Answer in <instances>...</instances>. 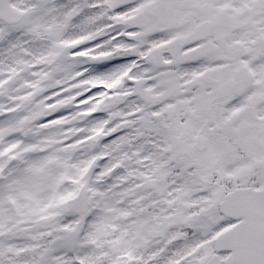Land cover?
Instances as JSON below:
<instances>
[{"label":"snow or ice","instance_id":"obj_1","mask_svg":"<svg viewBox=\"0 0 264 264\" xmlns=\"http://www.w3.org/2000/svg\"><path fill=\"white\" fill-rule=\"evenodd\" d=\"M0 264H264V0H0Z\"/></svg>","mask_w":264,"mask_h":264}]
</instances>
